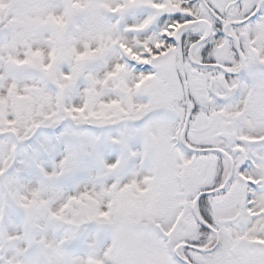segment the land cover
Wrapping results in <instances>:
<instances>
[{
  "label": "snow or ice",
  "instance_id": "1",
  "mask_svg": "<svg viewBox=\"0 0 264 264\" xmlns=\"http://www.w3.org/2000/svg\"><path fill=\"white\" fill-rule=\"evenodd\" d=\"M0 264H264V0H0Z\"/></svg>",
  "mask_w": 264,
  "mask_h": 264
}]
</instances>
